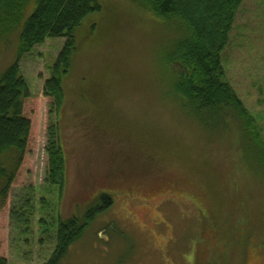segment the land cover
Here are the masks:
<instances>
[{"label":"rangeland","instance_id":"374dc122","mask_svg":"<svg viewBox=\"0 0 264 264\" xmlns=\"http://www.w3.org/2000/svg\"><path fill=\"white\" fill-rule=\"evenodd\" d=\"M100 1L103 10L78 33L84 42L58 115L43 88L66 38H47L20 61L32 127L0 203V255L43 264L55 248V231L39 228V210L32 234L11 226L15 195L33 185L38 196L60 201L65 217L83 216L102 193L113 197L61 264H264L261 152L237 127L207 128L182 107L165 61L180 36L174 24L133 0ZM19 33L0 39V79L16 61ZM222 60L264 139V0L242 1ZM51 125L66 157L62 196L46 185Z\"/></svg>","mask_w":264,"mask_h":264},{"label":"trees","instance_id":"16d2710c","mask_svg":"<svg viewBox=\"0 0 264 264\" xmlns=\"http://www.w3.org/2000/svg\"><path fill=\"white\" fill-rule=\"evenodd\" d=\"M133 1L143 10L165 17L179 30L180 36L165 61L173 70V89L182 107L207 128L237 127L255 151H260L264 157L259 118L227 79L222 60L243 0ZM103 8L100 0H0V39L20 32L16 61L0 79V203L8 196L26 152L32 127L31 119L24 114V103L30 89L21 69V59L47 38H66L55 62L48 67L51 75L43 88L44 94L53 99V112L58 115L67 97V78L72 75L75 58L78 53L80 55L78 40L81 44L84 42L78 33L91 20L90 16ZM91 27L90 23L87 32ZM58 129L57 125L49 128L46 185L49 192L56 188L62 196L67 168ZM99 198V205L83 216L65 217L59 207L60 201L54 205L43 193L38 196L35 186L27 185L15 195L10 223L19 235L32 234L39 210V228L45 234L54 230L56 241L52 254L43 264H61L71 244L82 237L97 213L113 204V197L108 193H102ZM40 240L43 241L42 238ZM28 241L29 238L26 239ZM0 264L10 263L0 255Z\"/></svg>","mask_w":264,"mask_h":264}]
</instances>
